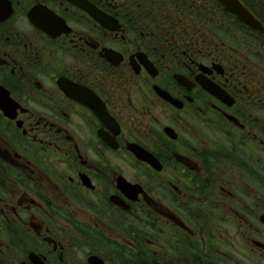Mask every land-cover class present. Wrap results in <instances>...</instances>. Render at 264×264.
I'll use <instances>...</instances> for the list:
<instances>
[{"label":"flooded vegetation","instance_id":"1","mask_svg":"<svg viewBox=\"0 0 264 264\" xmlns=\"http://www.w3.org/2000/svg\"><path fill=\"white\" fill-rule=\"evenodd\" d=\"M0 264H264V0H0Z\"/></svg>","mask_w":264,"mask_h":264}]
</instances>
